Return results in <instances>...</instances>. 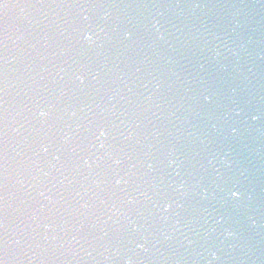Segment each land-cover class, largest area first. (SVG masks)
Returning <instances> with one entry per match:
<instances>
[{
    "label": "clouds",
    "instance_id": "clouds-1",
    "mask_svg": "<svg viewBox=\"0 0 264 264\" xmlns=\"http://www.w3.org/2000/svg\"><path fill=\"white\" fill-rule=\"evenodd\" d=\"M45 9H48L47 7ZM118 6L113 4H96L83 2L79 6V11L84 15L85 20L90 19V14L95 13L99 32L103 33L106 27L112 26L115 30L113 20L116 18V10ZM59 17L57 16V19ZM90 26V25H86ZM7 83L5 88H7ZM259 111L245 113L243 109H236L235 116L237 118L243 117L244 123L248 124L249 121L255 123L262 118ZM10 132H17V129L11 127L9 123L5 122L3 127V134L5 137L6 146L3 155L0 156V178H2L3 192L0 194V264H72L73 261L86 260L88 256H79L76 249L73 247L75 244L79 247L80 252L85 249L81 246L80 241L76 236L68 239L66 236L60 238L59 232H64V229L57 225L54 219L49 220L48 217L41 216L40 211L44 209V205H40L39 210H29L24 212V209L17 206V210L24 212V218L18 224H10L9 210L12 207L10 204L9 181H10V154L8 152V135ZM16 176L14 183L19 185L21 189L24 188L25 178L21 169H16ZM45 175H47L45 173ZM36 180V185H29V187H37L41 183L35 176L31 177ZM43 195V193H39ZM49 203H54L52 197H47ZM20 204L23 205L24 201L21 200ZM49 220V222H44ZM133 231H139L135 226ZM78 231V229L76 230ZM49 250L58 252L52 256L46 255ZM147 251V250H146ZM65 253H71L69 260ZM213 259L216 258L215 253L212 254ZM102 257L105 261H110L113 257L120 258L121 264H135L134 258L131 255H122L118 246L105 247Z\"/></svg>",
    "mask_w": 264,
    "mask_h": 264
},
{
    "label": "snow or ice",
    "instance_id": "snow-or-ice-1",
    "mask_svg": "<svg viewBox=\"0 0 264 264\" xmlns=\"http://www.w3.org/2000/svg\"><path fill=\"white\" fill-rule=\"evenodd\" d=\"M0 2H2V0H0ZM84 38L86 40H90L91 35L85 34ZM39 116L40 117H46L47 113L45 111L41 110L39 112ZM103 135H104V132L101 131L100 136H103ZM38 147H39V150L41 153H48L49 152V145L47 143H41L38 145ZM222 191L224 193L225 198L228 200H238L242 195L239 186L236 184H232L231 186L225 185L224 188L222 189ZM170 207H171L170 204L164 205L162 210L165 213H167ZM134 243H135L137 248L143 247V245H141L139 242L134 241Z\"/></svg>",
    "mask_w": 264,
    "mask_h": 264
}]
</instances>
